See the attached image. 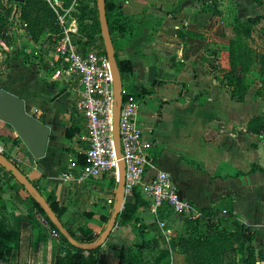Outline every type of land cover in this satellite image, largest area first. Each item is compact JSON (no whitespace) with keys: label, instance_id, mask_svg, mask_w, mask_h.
<instances>
[{"label":"crops","instance_id":"0c3cea01","mask_svg":"<svg viewBox=\"0 0 264 264\" xmlns=\"http://www.w3.org/2000/svg\"><path fill=\"white\" fill-rule=\"evenodd\" d=\"M113 1L123 15H134L144 23L136 38L124 42L118 38L112 44L116 57L131 67L120 75L121 84L139 99L136 121L155 155V167L150 171L170 174L181 198L196 209L212 207L220 215L233 214L264 231V173L236 176L251 163L264 167V135L247 130L250 118L264 113V99L255 94V86L243 101L235 100L232 86L224 78L229 69L228 46L235 38L234 19L257 15L261 19L264 0ZM83 4L93 7L94 0H72L70 9L80 10ZM77 27L75 33L84 43L87 30L79 32ZM97 46L101 49L98 40ZM12 64L0 75V87L21 97L25 111L49 127L41 159H34L23 143L14 146L27 164L26 176L52 189L58 203L66 207L62 221L70 222L78 235L79 227L90 229L89 235L80 236L84 242L93 240L107 225L100 215L110 218L113 211L114 204H108L107 199L112 197L114 185H109L110 174L82 185L60 177L76 158L68 151L73 141L65 137L64 124L73 119L81 126L79 134L84 129L74 109L76 94L69 105L70 97L65 94L71 92L69 87L49 88L36 78L20 89L18 82L25 72ZM200 98L204 100L199 102ZM16 137L14 134L13 140ZM3 169L0 164V173ZM144 197L149 201L146 194ZM148 207L137 211L145 224L153 219ZM85 211L93 212L92 217L82 216ZM39 216L35 214L39 227H31L23 204L15 206L6 225L9 237H0V264H55L56 232ZM132 237L128 226L116 223L101 249L108 244L128 246ZM116 258V252H110L105 262H116Z\"/></svg>","mask_w":264,"mask_h":264},{"label":"trees","instance_id":"16d2710c","mask_svg":"<svg viewBox=\"0 0 264 264\" xmlns=\"http://www.w3.org/2000/svg\"><path fill=\"white\" fill-rule=\"evenodd\" d=\"M255 1L259 2L260 0ZM67 2L70 3L71 0H67ZM18 9L21 10V13L25 17V19L32 23V27L37 24H43L42 26H50L54 29V31L59 32L56 15L49 7L46 0H23L22 2H16L15 8H13V10L16 13ZM80 10L82 20L88 19L89 21H91L90 23L86 22L85 27L82 29V31L84 29L87 30V40L84 42L85 49H89L90 47L98 49L95 37L97 34L98 41H100V43L102 44L101 52L105 53L102 43V37L100 34V23L98 19V11L96 8V0H94L93 7H89L87 4H83ZM10 11L11 8L5 6L3 0H0V30L4 26L5 17L7 15H10ZM104 12L108 23V29L112 39V43L115 39L118 38L123 42L126 40H131L133 38H136L141 33V26L144 23H142L134 15H123L119 11V5L116 4L113 0H105ZM260 17L261 16L257 15L249 16L244 20L239 18L234 19L233 27L236 36L235 38L230 40L228 46L227 56L229 69L224 74V78L226 84L232 86L231 96L237 101L244 100L248 85L246 84V82H244V75L242 74L239 76L238 74L233 73V70L236 67H239L241 69L244 68L247 70L252 63L250 53L248 51H244V49H240L239 44L235 45V40H238L237 38L239 34H241V31L238 30V27L242 29V34H248L249 25L255 23ZM94 34L95 36H93ZM114 56L119 68L120 75L130 72V64L126 60L118 59L115 53ZM256 57H258V55H256L255 58ZM143 91L150 92L147 89H143ZM255 94L264 99V94L260 93V88H257ZM121 95L122 100H124L126 98V94ZM134 96L137 97L136 95ZM203 100V98H200L199 102H202ZM263 117L264 113L251 117L247 124V130L256 134H261V131H259V127H261L262 125ZM80 131L81 126L79 124H70L65 129V137L70 140L74 135L79 134ZM13 141L16 143L20 140L18 137H16ZM77 141L80 142L79 140ZM1 153L7 158V160H10V156L8 153ZM75 157L77 167H82L85 164L84 155L76 151ZM152 161H155V155L153 156ZM192 163L199 167L197 163ZM16 166L19 174L26 176V171L21 168L20 164L16 163ZM255 171L264 173V167L256 163H251L247 170L238 171L236 173V176L250 174ZM30 181L37 188L45 201L49 204L52 211L56 214L63 226L68 230L70 235L76 240L84 242L82 236L80 235H89L91 230L88 228L79 227L78 229L81 231V234L78 235L71 227L70 222L68 223L62 221L61 216L66 211V207L58 203V201L55 199L52 189H50L48 186H41L35 180ZM3 183H5V185L10 189L17 190L18 187L24 189V187L17 181L15 174H13V172H11L10 170H6L5 168L0 173V195L3 193ZM109 185H115V180L111 175ZM28 200L31 203L32 207L35 208L37 212L44 218L49 227L55 230L56 233H58L61 241L63 242V245L57 244L55 264H107L102 259L98 258L101 244L98 245V247H96L95 249L91 250H83L72 245L51 223L47 213L40 205V203L32 195L29 196ZM21 202L23 203V206H25V202ZM142 206H149V201L144 197V192L142 191V189H140L139 187H134L130 195L127 196L124 200L123 207L116 218V223L119 226H128L133 234H140L144 239L143 244L136 245L132 243L126 249H122L121 247L116 249L117 261L114 264H170V251L168 249H160L154 253L153 250L156 247L155 240H153L152 238L145 239L144 237L146 230H148L150 226L148 224H145L142 218L137 215L138 209ZM198 212L199 214L197 217L187 218L210 219L218 216L216 214L217 212L212 207H202L198 209ZM173 214L174 212L172 208L167 203H163L157 210L158 219L166 220ZM81 215L85 216V218H91L93 212L85 211L82 212ZM233 216L237 218L235 215ZM25 217L30 223L31 227H39V222L33 212H25ZM8 219L9 216H7V214L3 210V207L1 206L0 237H9V234L6 232ZM108 219L109 216L100 215V220L102 222L107 223ZM205 229L206 227H203L202 224H199V226H196L193 231L188 232V240L191 243V247L193 249L194 259H196V261H199V264H224V251L233 247L234 243H236L237 245L236 252L238 254L239 264H256V250L252 244L255 238L256 228L253 225L247 224L240 220V223L235 224L234 227L225 226L222 228H214L213 231H206ZM85 252H87L88 254L85 255Z\"/></svg>","mask_w":264,"mask_h":264},{"label":"built area","instance_id":"2783aa9c","mask_svg":"<svg viewBox=\"0 0 264 264\" xmlns=\"http://www.w3.org/2000/svg\"><path fill=\"white\" fill-rule=\"evenodd\" d=\"M50 5L56 14L59 32L49 35L57 59L65 63L64 73L76 77L74 109L81 117L84 128L77 139L81 143L78 152L84 155L85 164L79 168L76 160L72 159L60 177L65 182L82 185L94 184L105 174H110L117 184L118 159L112 140L115 96L108 58L101 49H85L84 43L73 39L77 25L76 20L68 15L70 7H62L61 0ZM59 7L62 13L58 12ZM121 94H126L118 118L121 159L125 167V197L134 187L142 189L149 199V212L161 227L165 225V220L157 218V210L163 203H167L176 215L197 217L198 209L181 198L170 174L159 169L150 171L155 167L152 161L154 153L151 144L143 140V128L136 121L139 99L122 88ZM0 152H3L1 148ZM110 191L112 197L107 199V203L113 205L116 185Z\"/></svg>","mask_w":264,"mask_h":264},{"label":"rangeland","instance_id":"374dc122","mask_svg":"<svg viewBox=\"0 0 264 264\" xmlns=\"http://www.w3.org/2000/svg\"><path fill=\"white\" fill-rule=\"evenodd\" d=\"M46 1L52 9L50 3L54 4V1L58 0ZM16 2L18 1L3 0L5 6L10 7L11 11L10 15L5 17L4 26L0 30V75L4 74L10 64L13 63L12 67L22 68L25 72L24 74L21 72V82H18L20 89L30 84L32 82V78L38 79L43 86L47 85L49 88L52 87L53 89L67 86L71 89V92L67 91L65 93L70 97L68 100V104L70 105V99L73 94H76L74 91L76 77L66 75L63 71L64 67H66L65 63L63 64L57 59V55L53 49L51 36L49 35L52 32L56 33V31H54V29L50 26H42L43 24H37L32 27V23L25 19L20 9H18L16 13L13 10ZM71 3L72 0L70 3H68L67 0H61L62 7L68 8ZM58 12L62 13L60 7ZM68 15L76 19L78 23L77 28L79 29V32H81L86 24V21L81 18V10L70 9ZM238 30L241 31V34H239L237 38L238 40H235V45L239 44L240 49H244V51H248L250 53L252 63L249 69L246 70L244 68L241 69L236 67L233 70V73H236L239 76L242 74L244 75V82L248 85L246 92L256 86L255 92L257 88H260V93L264 94V17L262 16L261 19L259 18L255 23L249 25L248 34H242V29L240 27H238ZM93 36H95V34ZM72 37L78 43L81 41V37L76 33L72 34ZM95 37L97 41L98 35L96 34ZM256 55H258V57L255 58ZM46 99L48 100V98ZM69 117L71 118V115H69ZM72 121L73 119L71 121H67L64 124L65 128L70 124H74V121ZM259 131H261V134L264 135V117L262 118V125L259 127ZM14 134L16 135V132L13 130L11 125L0 120L1 150L9 154L10 160L8 161L14 163L12 164L14 170L17 168L16 163H19L21 168L27 172V164L22 163L24 158L21 151L14 147L17 145V143L13 141ZM71 140L73 143L71 144V147H69L68 151L72 156H75L76 151L78 152L79 148L77 136L74 135ZM18 143L22 142L19 141ZM11 150H13V152ZM17 175L21 177L18 173ZM2 187L3 193L0 195V208L1 206L3 207L7 216H13L15 206L17 207L20 204H23L21 201L25 202L24 211L26 213L28 211L40 215L37 210L32 207L28 200L29 196L32 195L31 193L21 187H18L17 190L10 189L5 185V183H3ZM216 214L218 215L217 217L210 219H188L185 216L173 214L165 220V225L162 227L157 224V222L155 223V220L152 219V221L148 224L150 227L146 230L144 237L145 239L152 238L155 240L156 247H153L154 253L160 249H168L170 251V264H199V261L194 259L193 249L188 240V232L193 231V229L196 226H199V224L206 227V231H213L214 228H222L225 226L234 227L235 224L240 223V220L235 218L232 214ZM39 217L43 219L41 215ZM102 233L103 232L96 234V238L86 242H92L95 239L100 240L102 238ZM137 235L138 234H133L132 240L128 246H124L123 244L120 247L122 249L128 248L132 243H134ZM55 239L57 244L63 245L58 233H56ZM107 239L108 237L106 240ZM101 244H103V242ZM252 244L256 250V264H264V231L262 227L255 230V238ZM118 246L119 245L115 246L111 244L105 245L104 249L100 248L98 258L105 262L107 254L110 252H116V249L119 248ZM236 246V243H234L233 247L224 251V264H239ZM84 254L87 255L88 253L85 252ZM116 260L117 258L115 261ZM114 263L115 262L113 260L110 264Z\"/></svg>","mask_w":264,"mask_h":264},{"label":"water","instance_id":"95a60500","mask_svg":"<svg viewBox=\"0 0 264 264\" xmlns=\"http://www.w3.org/2000/svg\"><path fill=\"white\" fill-rule=\"evenodd\" d=\"M18 2L23 0H16ZM104 3L105 0H96V8L98 11V19L100 23V34L102 37L103 48L106 53V56L109 61V66L113 79V93L115 96V111L112 118V140L113 146L116 153V157L118 159V180L116 184V199L113 206V211L111 216L107 222L106 228L102 233V238L95 239L92 242H80L73 238L68 230L63 226L61 221L58 219L56 214L52 211L49 204L45 201L43 196L39 193L37 188L32 184V182L24 175L19 177V171L13 169V165L11 162L7 160V158L0 152V164L6 168V170H10L15 174L17 181L24 187L26 191L32 194V196L40 203L45 212L48 215L51 223L58 229V231L70 242L72 245L81 248L83 250H91L95 249L102 242L106 240L108 235L111 233L112 229L116 225V218L120 213L123 203L125 200L124 193V172L125 167L124 163L121 159V151L119 144V134H118V118H119V110L122 102L121 95V76L119 72V68L117 66L112 39L108 29V23L105 17L104 12ZM65 89L60 90L56 93V96L61 94ZM0 120L11 125L13 130L16 132L19 140L25 145L28 152L31 156L39 160L41 159L47 147V141L49 136V127L30 115L25 111V103L24 100L17 96L16 94L7 91L0 87ZM20 175V174H19ZM143 237L138 234L134 240V244L142 245Z\"/></svg>","mask_w":264,"mask_h":264}]
</instances>
